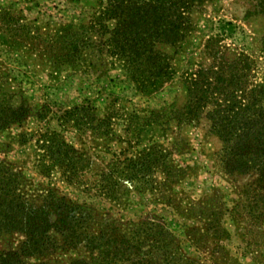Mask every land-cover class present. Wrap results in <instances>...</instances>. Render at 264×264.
<instances>
[{
    "label": "rangeland",
    "instance_id": "obj_1",
    "mask_svg": "<svg viewBox=\"0 0 264 264\" xmlns=\"http://www.w3.org/2000/svg\"><path fill=\"white\" fill-rule=\"evenodd\" d=\"M106 4L0 0V101L26 109L25 119L0 129V163L28 177L33 197L64 195L88 207L94 224L120 226L159 247H149L155 264H264V165L237 171L235 142L213 119L264 87V0L196 5L183 40L159 46L172 77L150 95L136 90L117 58L101 53ZM65 32L95 43L81 45L78 65L66 57ZM200 86L209 89L205 105L183 116L189 88L200 97ZM62 143L63 151L76 150L78 170L68 174H79V186L61 178L53 150ZM126 158L142 163L129 178L117 172ZM104 173L117 180L115 200L100 189ZM20 241L7 236L0 248ZM75 256L57 251L49 259L68 264Z\"/></svg>",
    "mask_w": 264,
    "mask_h": 264
},
{
    "label": "trees",
    "instance_id": "obj_2",
    "mask_svg": "<svg viewBox=\"0 0 264 264\" xmlns=\"http://www.w3.org/2000/svg\"><path fill=\"white\" fill-rule=\"evenodd\" d=\"M205 1L107 0L98 18L101 53L106 52L109 57L117 58L136 90L150 95L172 77L171 66L159 46H175L182 41L190 32V13L196 5ZM0 18L6 17L0 14ZM110 20L115 21L112 29L107 27ZM64 37L68 51L66 57L71 59L73 66L78 65L73 63L81 49L95 44L89 39L87 42L81 40V33L80 37H76V33L71 36L66 33ZM193 86L195 91L198 90L197 83L193 82ZM200 87V97V93L192 97L190 93L194 88H189L183 116L191 112L199 115L197 111L205 105L202 102L207 100L209 89ZM258 87L250 91L254 97L252 101L249 96L246 103H231L226 101V97L228 104L217 110V118L213 115L225 141L235 142L231 148V162L237 163V171L240 169L244 172L264 165V87L257 90ZM4 101H0V129L26 118L24 105ZM60 147L69 146L62 143ZM69 150L60 148L53 150V153L57 154L56 162L62 171V180L69 185L79 186L76 184L79 174H68L78 170L76 150ZM60 151L63 152L60 154ZM127 159L117 162V172H126L129 178L133 173L140 172L142 163L136 164L133 159ZM102 178L100 189L108 198L115 200L118 183L114 173H104ZM26 186L32 187L33 184L22 171L15 170L6 162L0 163V244L7 236L22 238L17 248L7 251L0 248V264H63L61 260L53 262L49 259L57 251L76 255L68 264H155L157 257L151 255L149 247L160 248L146 239L127 236L120 226L113 228L98 222L94 224L88 207L78 205L64 195L49 190L46 195L35 198L29 194ZM96 226L99 227L97 231L93 228ZM146 234L150 235L149 232Z\"/></svg>",
    "mask_w": 264,
    "mask_h": 264
}]
</instances>
